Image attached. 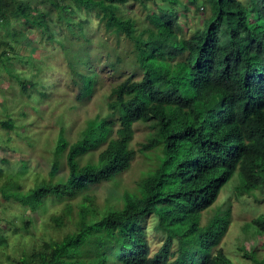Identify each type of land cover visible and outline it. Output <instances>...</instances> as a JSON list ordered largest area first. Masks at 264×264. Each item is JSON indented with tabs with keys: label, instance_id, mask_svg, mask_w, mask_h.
Returning a JSON list of instances; mask_svg holds the SVG:
<instances>
[{
	"label": "trees",
	"instance_id": "obj_1",
	"mask_svg": "<svg viewBox=\"0 0 264 264\" xmlns=\"http://www.w3.org/2000/svg\"><path fill=\"white\" fill-rule=\"evenodd\" d=\"M63 1L0 0V28L9 37L0 39V68L12 70L23 91L34 88L32 78L15 72L14 61L24 59L11 41L21 37L30 43L34 33L38 44L54 43L50 17L69 18L83 10L92 12L103 34L113 38L98 44L102 67L119 79L106 96V114L89 119L71 143L58 136L57 152L66 150V177L53 179L55 165L48 179L24 193L8 194L32 210L48 196L70 200L84 195L74 231L44 241L39 249L13 258V264H235L219 247L229 210H215L202 220L234 173L237 196L264 189V0H186L185 9L192 5L207 13L188 36L177 9L180 0L160 5L153 0L150 10L148 0H132L148 10L146 23L120 11L130 0H69L67 12ZM87 23L79 21L71 32L83 48L92 44L83 30ZM70 41L63 46L65 55L74 45ZM68 59L70 72L83 82L80 94L91 93L98 59L82 56L77 65ZM8 120H0L1 125ZM139 121H152L154 132L135 149L130 142ZM100 147L94 162L80 163V157ZM145 150L158 153L154 167L134 192L123 194L120 207L99 212L88 189L125 172L137 151ZM7 183L19 184L11 178ZM65 216L52 219L62 225ZM149 217L164 237L155 252L145 226ZM250 225L264 234V214ZM242 250L254 264H264L253 249Z\"/></svg>",
	"mask_w": 264,
	"mask_h": 264
},
{
	"label": "rangeland",
	"instance_id": "obj_2",
	"mask_svg": "<svg viewBox=\"0 0 264 264\" xmlns=\"http://www.w3.org/2000/svg\"><path fill=\"white\" fill-rule=\"evenodd\" d=\"M180 1L182 4L177 9L183 34L188 36L191 30L202 23L207 13L203 10L196 12L192 5L185 9L186 0ZM154 2L160 5L163 0ZM63 3L67 12L72 4L69 0ZM147 5L150 10L155 4L153 0H148ZM120 11L137 18L138 22L146 23L148 10L142 8L138 1L130 0L120 5ZM69 16L65 18V15L58 17L53 14L50 17L53 21L51 29L54 43L38 44L34 33L30 34L33 40L30 43L21 37L17 41H11L13 50L24 59L14 61L15 72L21 78H32L36 83L34 88L28 87L27 91H23L16 77L12 75V70L8 72L0 68V120L9 119V124L0 123V264H13V258L37 250L44 241L60 239L65 233L76 229L74 222L79 204L84 200L83 194L70 200L45 197L36 210L14 197H8V194L24 193L37 181L48 179L55 165H58V169L53 174V179L66 177V150L57 152L58 136L62 134L71 143L80 137L89 119L106 114V96L110 87L119 79L118 76L110 74L109 67H102L105 60L101 56L98 42L107 37L103 34V27L98 19L92 12L83 10H76ZM82 20L88 21L83 30L86 36L90 35L92 43L87 48L81 47L84 44L82 40L74 41L71 34L72 26ZM8 38L0 28V39ZM65 39L72 40L74 44L69 49L71 52L66 55L63 46L71 41ZM107 40L112 42L113 38L108 37ZM119 45L121 50L123 42ZM76 49L79 54L73 52ZM86 55L98 61L94 65L91 63L83 66L82 70L86 71L93 65L97 78L92 92L83 96L80 94L83 82L70 72L67 59L74 60L77 65V59ZM152 124V121H139L134 124L131 147L138 149L141 143L147 141L154 132ZM101 148L84 154L79 158L80 163L94 162ZM156 155L158 153L149 150L137 151L125 172L109 181L93 184L87 195L92 197L99 212L102 213L109 207H120L123 204V194L134 192L138 181L154 167ZM236 175L234 173L221 187L216 200L204 211L202 223L215 210L222 212L228 209L229 227L219 247L235 264H254L244 256L242 247L247 251L253 249L258 259L264 257V234L254 231L250 225L254 217L264 214V189L237 196L234 190L238 183ZM10 178L19 184L11 187V183L9 186L7 182ZM64 214L66 216L62 225L60 221H53V216ZM145 226L150 249L155 252L164 237L154 228L155 221L152 217L146 218Z\"/></svg>",
	"mask_w": 264,
	"mask_h": 264
},
{
	"label": "clouds",
	"instance_id": "obj_3",
	"mask_svg": "<svg viewBox=\"0 0 264 264\" xmlns=\"http://www.w3.org/2000/svg\"><path fill=\"white\" fill-rule=\"evenodd\" d=\"M115 178V177H114ZM59 179V178H58ZM148 236V235H147ZM151 250V249H150ZM152 252V251H151Z\"/></svg>",
	"mask_w": 264,
	"mask_h": 264
}]
</instances>
